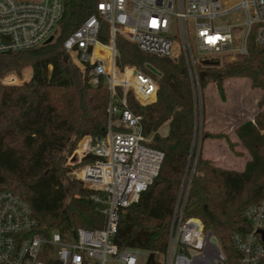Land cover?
I'll return each instance as SVG.
<instances>
[{"label": "trees", "instance_id": "16d2710c", "mask_svg": "<svg viewBox=\"0 0 264 264\" xmlns=\"http://www.w3.org/2000/svg\"><path fill=\"white\" fill-rule=\"evenodd\" d=\"M64 1L55 40L37 48L0 53V74L21 76L25 68L32 71L20 84H0V192L12 190L26 199L39 230L47 234L72 232L81 226L101 228L106 222L100 204L92 199L94 192L72 186L71 167L66 165L81 139L102 137L107 131L108 86L105 82L89 84L63 47L65 38L96 11L99 0ZM104 25L101 38L106 39ZM116 45L120 67L135 65L158 81L153 102L142 105L130 92L128 98L132 110L143 116L144 134L151 138L148 144L162 151L164 158L158 176L162 180L151 184L138 203L121 211L114 241L121 249L149 251L160 260L167 250L181 189L189 186L185 216L202 220L205 232L217 238L227 264H240L231 236L248 227L244 210L264 197V123L257 128L264 119V107L256 111L252 122L233 128L237 140L232 141L228 133L205 127V114L199 125L183 56L146 53L122 35L117 36ZM246 78L250 89L260 90L258 108L264 94V44L256 42L254 33L242 62L210 67L202 84L212 79L220 101L230 102L229 83ZM198 138L200 144L205 139L224 138L231 149L242 144L249 154L244 168L221 165L202 149L196 153Z\"/></svg>", "mask_w": 264, "mask_h": 264}, {"label": "built area", "instance_id": "2783aa9c", "mask_svg": "<svg viewBox=\"0 0 264 264\" xmlns=\"http://www.w3.org/2000/svg\"><path fill=\"white\" fill-rule=\"evenodd\" d=\"M240 10L243 21L220 22ZM64 12V0H0V53L54 40ZM104 24L106 39L101 38ZM253 33L256 42L264 44V0H99L96 11L65 38L63 47L89 84L105 82L109 90L107 131L102 137H90L82 155L93 159L69 174L75 176L76 187L94 192L92 199L100 204L106 222L101 228L81 226L47 234L39 230L29 202L4 190L0 192V264H227L202 220L185 216L189 186L181 189L162 260L155 256L149 262L151 252L121 249L114 241L121 211L140 201L158 178L164 158L162 151L147 143L143 116L132 110L128 98L132 90L140 104L153 102L158 81L135 65L117 64L116 38L122 35L159 57L183 56L196 105L202 101L206 71L227 61L242 62ZM205 60L219 64L207 65ZM15 82L13 75H0V84ZM243 216L248 227L231 236L240 264H264V197L248 206Z\"/></svg>", "mask_w": 264, "mask_h": 264}, {"label": "rangeland", "instance_id": "374dc122", "mask_svg": "<svg viewBox=\"0 0 264 264\" xmlns=\"http://www.w3.org/2000/svg\"><path fill=\"white\" fill-rule=\"evenodd\" d=\"M242 11H237L233 14H230L220 20L222 23H239L243 21ZM241 33H243V28H240ZM59 35V31H58ZM58 37V36H57ZM56 39V38H55ZM54 39V40H55ZM74 64V60L71 56H67ZM228 62V61H227ZM126 66V65H125ZM121 69V68H120ZM32 71L30 68H25L21 76H19L15 72H8L5 74H0L1 76H15L16 82L14 84H20L25 80H28L31 77ZM234 76V75H233ZM228 77L226 79L232 78ZM244 77V76H241ZM245 78V77H244ZM225 79V80H226ZM212 79L207 81L206 87L203 89L202 101H198L196 104V111L199 116V125H202L203 115H207V111L211 108L214 109V115L210 116V118L206 117L205 127H212L213 131H221L228 133L232 141H236L237 138L233 133V128L236 126H243L245 120L254 117V114L257 110H261L264 107V94L261 97V101L258 104V108L256 107L258 97L260 94L258 89H250L249 80H235L229 83V94H230V102L224 99L220 101L219 94L217 92L216 86L213 84ZM133 97L134 92L132 90L129 91ZM258 94V96H257ZM136 99V98H135ZM264 112V109H262ZM264 123V119L260 120L259 126ZM85 138V137H84ZM81 139L73 153L68 157L66 165L70 166V173L77 171L81 168L82 165L89 162L88 159H85L81 154L77 153V149L79 148L80 143L85 145V140ZM200 138V137H199ZM198 138L196 153L199 152L200 149L204 150V153L207 156H210L213 160L221 165H227L233 168H240L243 166L246 159H248L249 154L242 144H238L235 149H231L229 143L224 139H205L204 143L200 144V139ZM151 141L150 137H147V143ZM242 151L243 154L239 155L237 152ZM197 155V154H196ZM70 176V175H69ZM75 178V176H73ZM73 177L70 176L71 184L75 188V184L73 183ZM76 179V178H75ZM78 185V184H77ZM163 257H160L162 260ZM158 260V258H157Z\"/></svg>", "mask_w": 264, "mask_h": 264}, {"label": "water", "instance_id": "95a60500", "mask_svg": "<svg viewBox=\"0 0 264 264\" xmlns=\"http://www.w3.org/2000/svg\"><path fill=\"white\" fill-rule=\"evenodd\" d=\"M53 40V37H51L49 40H48V43L51 42ZM205 64L207 65H218L219 64V61H211V60H205L204 61ZM148 68H150L154 73H156L157 75H161V72L158 71L153 65L151 64H148ZM162 179L161 178H157L155 180V182H160ZM212 234V233H210ZM212 240L214 242H218L217 238L212 234ZM155 260V254L154 253H151L150 254V257H149V262H154Z\"/></svg>", "mask_w": 264, "mask_h": 264}, {"label": "crops", "instance_id": "0c3cea01", "mask_svg": "<svg viewBox=\"0 0 264 264\" xmlns=\"http://www.w3.org/2000/svg\"><path fill=\"white\" fill-rule=\"evenodd\" d=\"M247 78H248V77H247ZM258 94H260V93L258 92ZM258 94H257V96H258ZM214 113H215V111H214L213 108H211L209 111H207V114H208V116H209L208 118H210V116L214 115ZM254 115H255V114H254ZM253 119H254V117H251L250 119L245 120V121H247V122H250V121H251V122H252ZM259 123H260V122H259ZM259 123H258V125H259ZM243 125H245V123H243ZM210 128H211V130H213L212 127H210ZM257 128H258V127H257ZM90 137H91V136H86V137L84 138V140H85V142H86L85 145H82V142L80 143L79 148L77 149V153H78V154H81V152L83 153V151L86 149V147H87V143H88ZM246 160H247V159H246ZM246 160H245V161H246ZM244 165H245V162H244L243 166L240 167V168H238V169H243V168H244Z\"/></svg>", "mask_w": 264, "mask_h": 264}]
</instances>
